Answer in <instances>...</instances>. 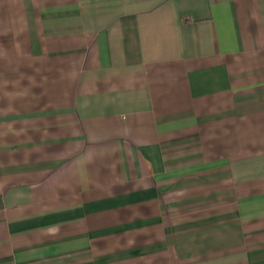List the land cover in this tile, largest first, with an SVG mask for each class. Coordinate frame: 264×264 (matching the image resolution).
<instances>
[{"label": "crops", "instance_id": "obj_1", "mask_svg": "<svg viewBox=\"0 0 264 264\" xmlns=\"http://www.w3.org/2000/svg\"><path fill=\"white\" fill-rule=\"evenodd\" d=\"M0 264H264V0H0Z\"/></svg>", "mask_w": 264, "mask_h": 264}]
</instances>
